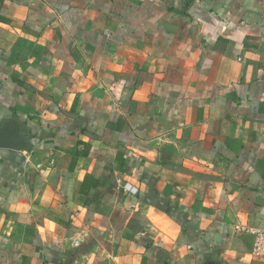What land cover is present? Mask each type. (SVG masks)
<instances>
[{
    "label": "crops",
    "instance_id": "obj_1",
    "mask_svg": "<svg viewBox=\"0 0 264 264\" xmlns=\"http://www.w3.org/2000/svg\"><path fill=\"white\" fill-rule=\"evenodd\" d=\"M3 121L0 264H264V0H0Z\"/></svg>",
    "mask_w": 264,
    "mask_h": 264
},
{
    "label": "built area",
    "instance_id": "obj_2",
    "mask_svg": "<svg viewBox=\"0 0 264 264\" xmlns=\"http://www.w3.org/2000/svg\"><path fill=\"white\" fill-rule=\"evenodd\" d=\"M123 87L124 83L122 80H116L107 87L110 98L113 102L119 101ZM124 188H129V190L133 191V189L129 187L128 184H125ZM235 229L237 231H247L246 227L239 224L235 225ZM252 233L254 236L252 245L253 253L257 255H264V229H254Z\"/></svg>",
    "mask_w": 264,
    "mask_h": 264
},
{
    "label": "water",
    "instance_id": "obj_3",
    "mask_svg": "<svg viewBox=\"0 0 264 264\" xmlns=\"http://www.w3.org/2000/svg\"><path fill=\"white\" fill-rule=\"evenodd\" d=\"M0 148L28 150L30 146L27 133L23 128L20 129L19 133H14V130L9 127L8 121H3L0 124Z\"/></svg>",
    "mask_w": 264,
    "mask_h": 264
}]
</instances>
